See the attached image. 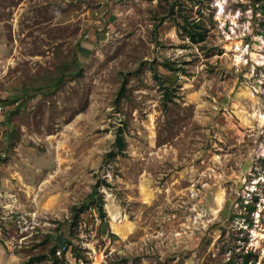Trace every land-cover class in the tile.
<instances>
[{"label": "rangeland", "instance_id": "rangeland-1", "mask_svg": "<svg viewBox=\"0 0 264 264\" xmlns=\"http://www.w3.org/2000/svg\"><path fill=\"white\" fill-rule=\"evenodd\" d=\"M0 106V264H264V0H0Z\"/></svg>", "mask_w": 264, "mask_h": 264}, {"label": "trees", "instance_id": "trees-1", "mask_svg": "<svg viewBox=\"0 0 264 264\" xmlns=\"http://www.w3.org/2000/svg\"><path fill=\"white\" fill-rule=\"evenodd\" d=\"M199 23L197 20L196 21H193L191 25H187V23H184L182 24V28H184L186 30V33L187 35L191 38V39H202L203 38V31L201 30L200 26H199ZM169 67L171 68H177L175 66H172V65H169ZM154 75L156 78H158V81L159 83L162 82V79L157 75L156 72H154ZM123 87V86H122ZM123 89V88H120V90ZM115 144L116 146L118 147L117 150H121L122 146L124 145V138L121 134V132H118V134L116 135L115 137ZM116 154V150L115 149H111L110 151H108L106 153V156L107 158H112L114 157ZM101 180H97L96 183L93 185V189H92V192L91 194L92 195H97V189H98V186H99V183H100ZM85 209V205H76V204H73L71 206V210H72V216H73V220H74V223L77 222V219L80 215V213ZM97 210L99 213H102L103 212V209H102V205L99 204L97 205ZM251 253V252H249ZM51 255H49V258L46 260L45 264H56V259L53 258V256L56 257L55 255V250L54 248H51V252H50ZM42 257H47V255H42V254H36V255H30L26 260L23 261L22 264H33L35 261H38L40 259H42ZM249 255L248 254H244L243 257H242V261L244 264H246L248 261H249Z\"/></svg>", "mask_w": 264, "mask_h": 264}, {"label": "built area", "instance_id": "built-area-1", "mask_svg": "<svg viewBox=\"0 0 264 264\" xmlns=\"http://www.w3.org/2000/svg\"><path fill=\"white\" fill-rule=\"evenodd\" d=\"M0 108H1V106H0ZM63 248V247H62ZM57 252L59 253L60 252V249H57Z\"/></svg>", "mask_w": 264, "mask_h": 264}, {"label": "bare ground", "instance_id": "bare-ground-1", "mask_svg": "<svg viewBox=\"0 0 264 264\" xmlns=\"http://www.w3.org/2000/svg\"><path fill=\"white\" fill-rule=\"evenodd\" d=\"M17 99V98H16ZM14 109V108H13Z\"/></svg>", "mask_w": 264, "mask_h": 264}]
</instances>
